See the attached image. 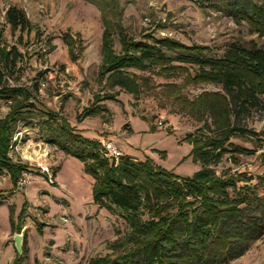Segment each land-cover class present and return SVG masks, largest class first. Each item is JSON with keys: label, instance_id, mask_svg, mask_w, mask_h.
<instances>
[{"label": "rangeland", "instance_id": "1", "mask_svg": "<svg viewBox=\"0 0 264 264\" xmlns=\"http://www.w3.org/2000/svg\"><path fill=\"white\" fill-rule=\"evenodd\" d=\"M253 5L264 9V0H0V48L17 52L13 68H4L0 58L4 84L32 93L35 108L33 118L18 123L12 137L17 144L9 152L14 162L27 166L24 185L0 177V264H87L131 247L121 211L93 203V180L83 163L44 142L37 127L44 111L57 113L84 137L109 139L122 155L148 160L179 177L199 169L184 138L210 123L208 112L199 111L206 101L224 95L221 87L197 81L195 66L171 62L165 68L129 69L139 85L136 95L109 88L99 76L105 21L115 53L123 34L148 44L167 38L218 57L231 43L264 46V36L240 13ZM12 6L24 12L22 30H11L5 21ZM95 105L105 110L79 119ZM7 111L1 101L0 118ZM238 125L260 140L232 137L231 143L252 152L234 156L235 161L227 154L213 169L216 175L244 173L254 184L264 173V98L240 115ZM40 166L48 175L56 169L52 183ZM15 234L26 249L20 263H15L22 253L14 247ZM226 264H264V236Z\"/></svg>", "mask_w": 264, "mask_h": 264}, {"label": "trees", "instance_id": "2", "mask_svg": "<svg viewBox=\"0 0 264 264\" xmlns=\"http://www.w3.org/2000/svg\"><path fill=\"white\" fill-rule=\"evenodd\" d=\"M240 13L264 36L261 6L253 5ZM5 21L11 30H22L27 25L24 12L13 6L6 10ZM104 24L99 76L109 88L118 87L136 95L139 85L129 69L146 71L177 62L195 66L194 78L219 85L224 95L205 102L199 112H208L210 123L184 138L191 145L192 161L199 164L190 177H179L148 160L126 155L117 161L110 159L98 139L84 137L57 113L42 112L43 119L37 127L44 142L83 163L85 173L93 180V203L107 211L120 210L128 227V252L113 258H92L87 264H226L239 258L250 244L264 236V173L252 184V178L244 173L216 175L213 167L227 154L229 160L235 161L234 156L252 152L231 143L232 137L260 140L254 131L240 127L238 119L242 113L259 107L264 98V46L231 43L221 56L215 57L205 48L179 45L167 38L148 44L120 34L121 49L115 53L112 29L106 21ZM0 58L4 68H13L17 52L0 48ZM4 82L0 68V102L8 107L0 118V177L8 176L16 186L28 169L10 157V149L17 144L12 137L18 123L35 116L34 97L26 89ZM104 110L90 106L79 119ZM29 122L25 124L31 125ZM21 250L15 263H20L26 253L23 245Z\"/></svg>", "mask_w": 264, "mask_h": 264}, {"label": "built area", "instance_id": "3", "mask_svg": "<svg viewBox=\"0 0 264 264\" xmlns=\"http://www.w3.org/2000/svg\"><path fill=\"white\" fill-rule=\"evenodd\" d=\"M99 141H100L101 146L104 149V154L106 157L117 161L118 158L122 155L121 152H119V150L116 148V146L111 140L106 139V140H99ZM40 169L42 173L48 176V180L52 183V174L48 175V171L46 167L40 166ZM23 175L24 173L22 174L21 178L17 181L16 187H21L24 185L25 180H24Z\"/></svg>", "mask_w": 264, "mask_h": 264}, {"label": "water", "instance_id": "4", "mask_svg": "<svg viewBox=\"0 0 264 264\" xmlns=\"http://www.w3.org/2000/svg\"><path fill=\"white\" fill-rule=\"evenodd\" d=\"M21 235L20 234H15L13 235V243H14V247L15 249L21 253Z\"/></svg>", "mask_w": 264, "mask_h": 264}]
</instances>
